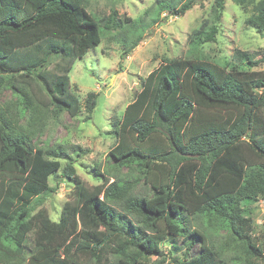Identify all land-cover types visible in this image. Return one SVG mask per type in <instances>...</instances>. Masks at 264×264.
I'll use <instances>...</instances> for the list:
<instances>
[{
  "label": "trees",
  "instance_id": "16d2710c",
  "mask_svg": "<svg viewBox=\"0 0 264 264\" xmlns=\"http://www.w3.org/2000/svg\"><path fill=\"white\" fill-rule=\"evenodd\" d=\"M91 1L0 0V94L14 97L0 104V264H156L149 256L165 262L166 237L185 250L176 264H264V234L260 243L241 206L264 199V72L255 70L264 51L236 50L222 65L199 55L216 42L226 0L191 32L190 55L164 61L111 121L117 141L103 184L88 187L72 163L62 169L63 146L34 147L50 113L81 112L70 73L105 31L129 24L126 57L162 14L182 17L199 0H156L148 20L120 21L92 15ZM247 24L264 32V0ZM97 97L85 99L91 115ZM59 172L74 184L73 201L54 222L34 212Z\"/></svg>",
  "mask_w": 264,
  "mask_h": 264
},
{
  "label": "rangeland",
  "instance_id": "374dc122",
  "mask_svg": "<svg viewBox=\"0 0 264 264\" xmlns=\"http://www.w3.org/2000/svg\"><path fill=\"white\" fill-rule=\"evenodd\" d=\"M156 0H92L88 11L97 18H111L117 13L116 21L131 18L148 20L146 11L155 12ZM258 0H226L225 11L219 23L216 42L204 44L199 55L209 61L222 65L229 61L236 50L262 57L264 51V32L247 24L252 9ZM214 0H199L197 4L182 17L162 14L161 20L148 29L136 48L123 57L124 36H132L129 24L122 31H105L101 44L83 59L77 60L70 73L71 89L81 100L82 110L76 118L66 112L59 116L49 114L45 131L34 143V147L54 149L63 146L66 156L62 161V169L72 163L77 175L84 183L93 188L105 182L109 177L106 170L112 165L109 153L116 144V137L109 134L111 121L121 118L125 108L133 102L141 89V81L156 70L164 61L176 57L186 58L190 54L188 38L202 21L211 17ZM145 20V21H146ZM130 45L127 44V49ZM255 70L264 72V64ZM45 91V89H44ZM264 91V90H262ZM46 92V91H45ZM89 93L98 95V104L92 115L87 110L85 99ZM14 100L10 91L3 90L0 104ZM264 118V110H263ZM126 169H123V173ZM114 181L113 177L109 182ZM50 188L53 192L43 199L35 212L45 211L52 221L60 219L63 207L73 201L74 184L62 172L51 177ZM148 187L141 184L140 194L146 195ZM263 200V199H262ZM262 200L242 203V214L251 217L255 222L256 235L262 242L264 234V205ZM29 246L33 247V234L28 238ZM172 240L166 237L161 251L166 257L150 255L149 259L156 264H176L183 259L185 250L172 248ZM179 247H185L179 241ZM192 253H198L197 247ZM82 264V263H81ZM83 264H88L83 262Z\"/></svg>",
  "mask_w": 264,
  "mask_h": 264
},
{
  "label": "built area",
  "instance_id": "2783aa9c",
  "mask_svg": "<svg viewBox=\"0 0 264 264\" xmlns=\"http://www.w3.org/2000/svg\"><path fill=\"white\" fill-rule=\"evenodd\" d=\"M262 203H263V205H264V199L262 200Z\"/></svg>",
  "mask_w": 264,
  "mask_h": 264
},
{
  "label": "water",
  "instance_id": "95a60500",
  "mask_svg": "<svg viewBox=\"0 0 264 264\" xmlns=\"http://www.w3.org/2000/svg\"><path fill=\"white\" fill-rule=\"evenodd\" d=\"M97 104H98V98H97Z\"/></svg>",
  "mask_w": 264,
  "mask_h": 264
}]
</instances>
